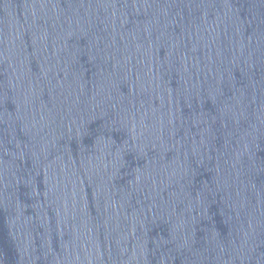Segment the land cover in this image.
<instances>
[{
    "label": "water",
    "instance_id": "water-1",
    "mask_svg": "<svg viewBox=\"0 0 264 264\" xmlns=\"http://www.w3.org/2000/svg\"><path fill=\"white\" fill-rule=\"evenodd\" d=\"M0 264H264V0H0Z\"/></svg>",
    "mask_w": 264,
    "mask_h": 264
}]
</instances>
